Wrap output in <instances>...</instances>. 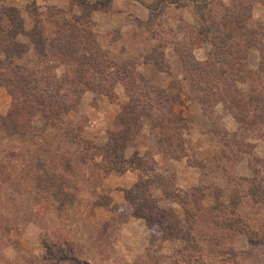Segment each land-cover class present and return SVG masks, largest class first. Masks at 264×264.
I'll list each match as a JSON object with an SVG mask.
<instances>
[{
  "label": "rangeland",
  "instance_id": "374dc122",
  "mask_svg": "<svg viewBox=\"0 0 264 264\" xmlns=\"http://www.w3.org/2000/svg\"><path fill=\"white\" fill-rule=\"evenodd\" d=\"M105 1L0 0V264H264V0Z\"/></svg>",
  "mask_w": 264,
  "mask_h": 264
},
{
  "label": "trees",
  "instance_id": "16d2710c",
  "mask_svg": "<svg viewBox=\"0 0 264 264\" xmlns=\"http://www.w3.org/2000/svg\"><path fill=\"white\" fill-rule=\"evenodd\" d=\"M111 1L112 0H106L104 3H102V6H103V8H105V7H107L108 5H110L111 4ZM196 2H200V0H195ZM4 14H5V17H6V23H7V26H5V28L3 29L4 31H9V33L11 34V38L13 39V37H16L18 34H21V33H25V34H29L30 35V37H31V39L33 38V42L38 46V48L40 49L39 50V52L40 53H44L45 51H46V48H45V46H40V44H42V40H37L36 39V37L33 35V32H29L28 33V31L26 30V27H25V20H24V18L22 17V15H21V9L20 8H18V7H8L6 10H5V12H4ZM203 18H204V21L206 20V18L204 17V15H203ZM9 25H13V27H8ZM12 28H14V29H12ZM213 30H214V28L211 26V25H207V26H205L204 28H203V34L205 35L206 34V38H205V40L208 42V43H213V44H216V42L215 41H213V38L214 37H217L216 35L214 36L213 35ZM38 35H40V34H38L37 33V35L36 36H38ZM211 35H213L214 37L212 38L211 37ZM40 37H41V35H40ZM13 44L15 45V47H16V52H18L19 54H21V53H23L25 50H27L26 48H25V46L23 45V44H21V43H19V42H17V41H13ZM14 49V48H13ZM79 50V47H75V45L73 46V47H71L70 46V43H69V45H68V43H66V45H64V48H63V52L65 53V54H69V53H73V54H75V53H77V51ZM6 52H7V54L9 55V57L11 58L13 55H12V53L10 52V50H6ZM230 55H232V53L230 54ZM218 60V61H217ZM216 61L217 62H219V63H231V64H233V62L232 61H228V60H222L221 58H218V59H216ZM227 69V68H226ZM225 71H227V70H225ZM238 72H240V70H238ZM143 79H145V78H143ZM142 79V80H143ZM165 92V91H164ZM145 95H146V97L149 99V101H151V99H152V96H151V94L150 93H144ZM255 98V97H254ZM166 100H169L168 98L166 99ZM163 101L164 100H161L160 101V103H161V105L163 104ZM171 104V103H170ZM263 104H264V101H262V105L261 106H263ZM150 106H151V108H154L153 107V103H151L150 102ZM146 108V107H145ZM260 108V107H259ZM129 109L131 110V112H132V114L134 113V108H132L131 106H129ZM135 115V114H134ZM167 195L168 196H170V197H175V195H173V194H171V193H167ZM178 196H180L179 198H181L180 200H182V195H178ZM132 210H134V211H136V212H138L139 211V208L138 207H135V208H130L129 209V212H132Z\"/></svg>",
  "mask_w": 264,
  "mask_h": 264
}]
</instances>
